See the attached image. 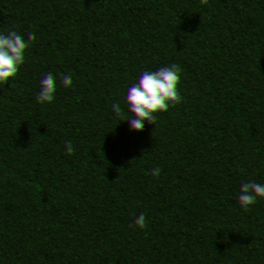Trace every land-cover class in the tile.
I'll return each mask as SVG.
<instances>
[{
  "label": "trees",
  "instance_id": "trees-1",
  "mask_svg": "<svg viewBox=\"0 0 264 264\" xmlns=\"http://www.w3.org/2000/svg\"><path fill=\"white\" fill-rule=\"evenodd\" d=\"M165 3L0 0V264H157L163 242L223 254L225 234L227 264L264 258V152L237 135L264 131V0H193L220 29L186 81L173 60L197 46ZM128 110L162 120L154 156L114 151Z\"/></svg>",
  "mask_w": 264,
  "mask_h": 264
},
{
  "label": "clouds",
  "instance_id": "clouds-1",
  "mask_svg": "<svg viewBox=\"0 0 264 264\" xmlns=\"http://www.w3.org/2000/svg\"><path fill=\"white\" fill-rule=\"evenodd\" d=\"M128 2L135 5L136 0H128ZM146 2L150 4L151 0ZM192 2L193 0H166L165 3V15L172 13L170 19L178 23L179 38L190 45L197 46L196 51L181 53L173 60V71L185 81L189 78L198 79L211 70L208 45L213 37L219 34L220 29L219 24L213 23L210 19V12L205 4H195L190 11ZM100 44H103V40ZM151 63L152 60L149 58L142 66L149 67ZM164 70L166 71V68ZM145 75L148 78L157 79L161 76V67L155 74L146 73ZM110 126L117 141L114 151L124 159L154 156L156 148L161 143L157 132H164V124L159 117L152 119L149 123L132 110L112 119ZM237 135L240 154L252 161L259 159L264 152V131L246 124L238 129ZM223 242L225 245L223 254H208L205 249L186 252L179 250L175 241L163 242L155 251L158 258L157 264H227L225 256L235 257L241 251V246L232 234H225ZM245 264H264V258L259 256L248 258Z\"/></svg>",
  "mask_w": 264,
  "mask_h": 264
}]
</instances>
